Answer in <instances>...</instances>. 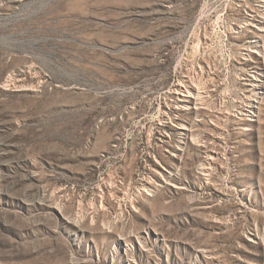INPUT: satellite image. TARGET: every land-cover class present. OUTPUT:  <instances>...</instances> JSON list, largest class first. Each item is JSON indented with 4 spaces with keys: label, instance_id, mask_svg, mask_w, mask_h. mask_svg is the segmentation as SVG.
<instances>
[{
    "label": "rangeland",
    "instance_id": "374dc122",
    "mask_svg": "<svg viewBox=\"0 0 264 264\" xmlns=\"http://www.w3.org/2000/svg\"><path fill=\"white\" fill-rule=\"evenodd\" d=\"M0 264H264V0H0Z\"/></svg>",
    "mask_w": 264,
    "mask_h": 264
},
{
    "label": "bare ground",
    "instance_id": "6f19581e",
    "mask_svg": "<svg viewBox=\"0 0 264 264\" xmlns=\"http://www.w3.org/2000/svg\"><path fill=\"white\" fill-rule=\"evenodd\" d=\"M257 84H258V83H257ZM259 85H260V84H259ZM256 102H257V101H255V100H254V102H253V103H256ZM249 106H250V105H249ZM250 107L253 109V107L255 108V107H256V105H255V104H253V105L251 104V106H250ZM247 111H248V110H247ZM245 114H246V113H245Z\"/></svg>",
    "mask_w": 264,
    "mask_h": 264
}]
</instances>
